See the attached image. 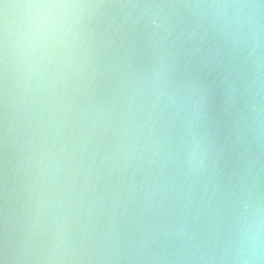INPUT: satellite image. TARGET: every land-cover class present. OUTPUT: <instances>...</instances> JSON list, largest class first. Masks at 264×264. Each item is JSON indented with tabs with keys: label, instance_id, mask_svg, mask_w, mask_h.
<instances>
[{
	"label": "water",
	"instance_id": "water-1",
	"mask_svg": "<svg viewBox=\"0 0 264 264\" xmlns=\"http://www.w3.org/2000/svg\"><path fill=\"white\" fill-rule=\"evenodd\" d=\"M142 2L0 0L4 264H264V0Z\"/></svg>",
	"mask_w": 264,
	"mask_h": 264
},
{
	"label": "clouds",
	"instance_id": "clouds-1",
	"mask_svg": "<svg viewBox=\"0 0 264 264\" xmlns=\"http://www.w3.org/2000/svg\"><path fill=\"white\" fill-rule=\"evenodd\" d=\"M7 7V6H6ZM60 7H99V5H61ZM120 7H126L131 9L138 10L137 18L138 21H142L145 27H151L153 30V35H155L156 30H159L164 25L167 14L165 9H175L178 7H190L189 5H177L174 3H163L155 2V0H146L142 3H132L120 5ZM191 7H201V5H191ZM208 7H217V8H229V7H244L241 5H209ZM163 43L166 37L160 36L157 37ZM0 264H4L3 261H0Z\"/></svg>",
	"mask_w": 264,
	"mask_h": 264
}]
</instances>
